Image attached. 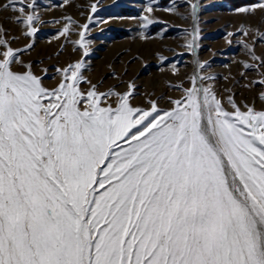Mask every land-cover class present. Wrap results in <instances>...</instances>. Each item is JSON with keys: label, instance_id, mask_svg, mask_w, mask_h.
I'll list each match as a JSON object with an SVG mask.
<instances>
[{"label": "snow or ice", "instance_id": "obj_1", "mask_svg": "<svg viewBox=\"0 0 264 264\" xmlns=\"http://www.w3.org/2000/svg\"><path fill=\"white\" fill-rule=\"evenodd\" d=\"M89 7L81 23L45 20L38 0H0L4 19L19 28L16 35L0 23V264H264V108L245 102L242 110L233 95L232 110L224 107L216 74L205 72L210 62L199 58L200 0L163 8L145 0L129 17L145 40L154 23L165 24L161 38L172 26L158 11L188 22L176 27L194 67L188 86L169 82L182 93L167 97L169 108L152 94L147 107L133 103L131 80L125 91H101L102 81L85 75L92 26L105 22L92 15L97 0ZM258 8L264 0L232 11L247 17ZM62 21L56 54L71 43L81 55L56 65L59 79L49 85L48 68L38 72L23 57L43 24ZM233 35L257 62L241 61L245 80V69L256 72L244 86H258L264 101V55L255 51L264 32L241 22L225 38ZM21 36L27 43L14 47Z\"/></svg>", "mask_w": 264, "mask_h": 264}, {"label": "rangeland", "instance_id": "obj_2", "mask_svg": "<svg viewBox=\"0 0 264 264\" xmlns=\"http://www.w3.org/2000/svg\"><path fill=\"white\" fill-rule=\"evenodd\" d=\"M91 2L93 0H69V3L63 4L62 7H53V4H62V0H38L44 11L45 20L71 16L81 23L87 19V13L91 11L89 7ZM169 2L170 0H158L161 8L167 7ZM200 2L202 5L200 13L202 35L199 58L210 62V68L205 72L216 74L214 84L224 107L229 111L232 110L226 97L233 95L242 110H245V102L254 103L257 109L264 108V101L258 95L260 88L244 86L251 79L256 78V72L245 69L249 80H245L241 75L244 69L241 61L247 60L253 64L257 62L243 50L241 44L235 42L240 38L239 35L225 38L226 34L233 32L241 22L251 24L264 32V11L258 8L255 15L247 17L232 11L242 4L257 3L258 0H200ZM97 3V11L92 15L94 17L98 15L105 22L92 26L91 52L85 57L89 62L90 70H85V75L93 83L102 81L99 83L101 91L112 87H115L117 91H125L128 81L131 80L136 85L134 89L136 96L133 103H143L147 107L145 96L152 94L153 99L164 97L158 101L160 107H171L167 97L175 98L182 93L171 88L169 82L175 84L177 81H183L185 86H188L187 77L194 67L191 54L180 47L182 43V39L178 36L180 28L176 27V25L184 26L188 22L176 15L158 11L155 14L172 26L167 27L161 38L156 34L165 28V24L154 23L150 26L151 38L145 40L139 35L138 20L129 19V17L140 16L141 6L145 0H97ZM183 10V5H181V11ZM8 15L10 13L0 12V23L10 28L14 34L19 35L18 26L4 19ZM109 17L112 18L109 19ZM62 23L63 21L43 24L35 38V47L23 57L26 60H32L38 72L42 67L48 68L45 83L49 85H54L59 79L58 76L56 80L52 79L56 75V65L62 67L72 60L79 59L81 55L80 52L73 51L71 43L66 44L65 49L59 55L56 54L60 50V45L64 43V37L57 34V29L62 26ZM72 38L78 37L73 35ZM229 39L232 43L228 42ZM244 39L250 40V36H245ZM24 43H27V40L21 36L13 46L20 47ZM255 51L258 55H264V43L257 42ZM178 52L183 54L180 55ZM157 53L168 57L167 63L162 62ZM40 61H43V64ZM173 63H176L178 68L175 73L171 67ZM87 86V84L83 85L85 88ZM226 89H231V92Z\"/></svg>", "mask_w": 264, "mask_h": 264}]
</instances>
